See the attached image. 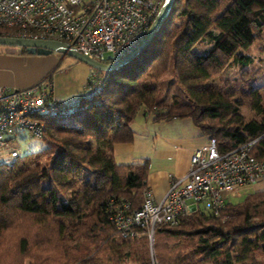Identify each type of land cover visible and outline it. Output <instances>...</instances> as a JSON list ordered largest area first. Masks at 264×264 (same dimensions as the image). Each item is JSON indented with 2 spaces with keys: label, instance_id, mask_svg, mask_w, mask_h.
<instances>
[{
  "label": "trees",
  "instance_id": "trees-1",
  "mask_svg": "<svg viewBox=\"0 0 264 264\" xmlns=\"http://www.w3.org/2000/svg\"><path fill=\"white\" fill-rule=\"evenodd\" d=\"M262 38L264 0H173L134 65L101 71V89L69 115L43 116L38 152L0 160V264H264V188L155 224L150 247L144 228L132 240L109 218L118 200L142 203L147 158L113 156L140 107L154 121L189 117L221 150L252 140L264 158L263 95L244 53ZM229 68H239L230 85L213 81Z\"/></svg>",
  "mask_w": 264,
  "mask_h": 264
},
{
  "label": "built area",
  "instance_id": "built-area-1",
  "mask_svg": "<svg viewBox=\"0 0 264 264\" xmlns=\"http://www.w3.org/2000/svg\"><path fill=\"white\" fill-rule=\"evenodd\" d=\"M163 0H0V35L53 39L99 62H111L131 50L148 29ZM108 53V56L106 55ZM102 74L90 66L84 89L59 100L53 96L51 74L26 87L0 85V149L17 140L20 131L41 137L45 115H69L83 98L101 89ZM253 141L221 150L214 137L196 148L190 166L181 176L169 175L160 200L149 187L139 208L118 200L109 218L118 234L137 239L144 228L151 244L157 223H175L198 209L213 210L241 187L264 179V158L253 156ZM11 157L19 149L11 147Z\"/></svg>",
  "mask_w": 264,
  "mask_h": 264
},
{
  "label": "crops",
  "instance_id": "crops-1",
  "mask_svg": "<svg viewBox=\"0 0 264 264\" xmlns=\"http://www.w3.org/2000/svg\"><path fill=\"white\" fill-rule=\"evenodd\" d=\"M21 47L0 51V85L26 87L51 74L53 53L39 55L22 52ZM134 135L131 142L115 143L116 163L136 162L147 158L146 186L153 198L160 200L169 186V175L181 176L190 166L193 151L207 142L189 117L154 121L150 115L137 114L130 121Z\"/></svg>",
  "mask_w": 264,
  "mask_h": 264
},
{
  "label": "rangeland",
  "instance_id": "rangeland-1",
  "mask_svg": "<svg viewBox=\"0 0 264 264\" xmlns=\"http://www.w3.org/2000/svg\"><path fill=\"white\" fill-rule=\"evenodd\" d=\"M264 44V38L256 41L252 44L247 50L244 51L245 54H248L252 61L247 65L249 71H251L250 76L248 77L249 82H259L261 85L259 89L263 95L264 101V49L262 47ZM19 46L15 45H6L0 44L1 50H10L15 49ZM54 56V64L51 71V80L53 83V96L56 99L64 100L76 96L77 93L81 92L87 79L89 77V64L84 61L62 51H52ZM51 54V53H50ZM108 56V53H106ZM138 60H134L127 63V66L134 65ZM239 69V68H238ZM237 68H229V70H224L223 73L213 77V81L221 86L230 85L235 79L238 73ZM105 73L109 70H103ZM172 73L168 72L167 76H171ZM44 75L42 78H44ZM111 78V76H109ZM41 78V79H42ZM174 91H180L177 87V84H172L168 90V93ZM143 112V107H140L136 114L138 117H141ZM242 112L247 118L252 115L246 107H242ZM149 116V114H147ZM58 119V118H56ZM44 141L41 137H32L26 131H20L17 140L11 142L8 146L0 149V160H10L12 157L9 155V150L11 147L19 149V155L29 153V152H38L42 147H44ZM264 188V179H259L253 185H245L238 189L230 198L231 202H237L242 199V197L255 189ZM151 245L149 244V247ZM121 264H134L133 261L122 262Z\"/></svg>",
  "mask_w": 264,
  "mask_h": 264
},
{
  "label": "water",
  "instance_id": "water-1",
  "mask_svg": "<svg viewBox=\"0 0 264 264\" xmlns=\"http://www.w3.org/2000/svg\"><path fill=\"white\" fill-rule=\"evenodd\" d=\"M172 1L173 0H163V3L161 4L157 14L153 18L148 29L140 38V40L137 42V44L131 50H129L128 52H126L125 54H123L122 56L118 57L117 59L111 62H99L90 59L87 56L75 50L68 43L60 40L33 39V38H25V37L0 35V44L24 47L28 53L39 54V55L49 54L55 50L62 51L84 61L85 63L89 64V66H93L99 71L112 70L128 62L132 57L138 54L142 50V48L145 47V45L155 35L161 22L168 13Z\"/></svg>",
  "mask_w": 264,
  "mask_h": 264
}]
</instances>
